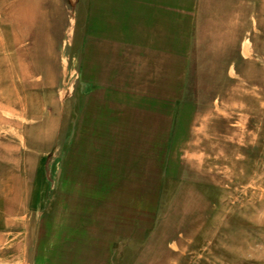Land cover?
Returning a JSON list of instances; mask_svg holds the SVG:
<instances>
[{"label": "rangeland", "instance_id": "374dc122", "mask_svg": "<svg viewBox=\"0 0 264 264\" xmlns=\"http://www.w3.org/2000/svg\"><path fill=\"white\" fill-rule=\"evenodd\" d=\"M0 264H264V0H0Z\"/></svg>", "mask_w": 264, "mask_h": 264}]
</instances>
